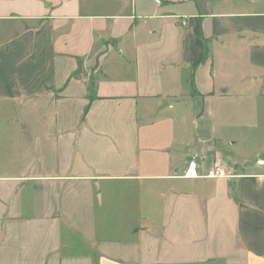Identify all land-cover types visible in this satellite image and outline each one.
Listing matches in <instances>:
<instances>
[{
  "label": "crops",
  "instance_id": "0c3cea01",
  "mask_svg": "<svg viewBox=\"0 0 264 264\" xmlns=\"http://www.w3.org/2000/svg\"><path fill=\"white\" fill-rule=\"evenodd\" d=\"M0 264H264V0H0Z\"/></svg>",
  "mask_w": 264,
  "mask_h": 264
},
{
  "label": "built area",
  "instance_id": "2783aa9c",
  "mask_svg": "<svg viewBox=\"0 0 264 264\" xmlns=\"http://www.w3.org/2000/svg\"><path fill=\"white\" fill-rule=\"evenodd\" d=\"M183 177L187 179H218L233 178L234 175L229 171L228 166L220 160L215 161L211 168H209L205 174L201 175L197 161L192 159L188 162L187 169Z\"/></svg>",
  "mask_w": 264,
  "mask_h": 264
},
{
  "label": "rangeland",
  "instance_id": "374dc122",
  "mask_svg": "<svg viewBox=\"0 0 264 264\" xmlns=\"http://www.w3.org/2000/svg\"><path fill=\"white\" fill-rule=\"evenodd\" d=\"M258 105V106H257ZM256 105V109L260 112V114L262 113V108H263V106H260L261 105V103H259V104H257ZM251 107V106H250ZM263 114V113H262ZM261 116H263V115H261Z\"/></svg>",
  "mask_w": 264,
  "mask_h": 264
},
{
  "label": "trees",
  "instance_id": "16d2710c",
  "mask_svg": "<svg viewBox=\"0 0 264 264\" xmlns=\"http://www.w3.org/2000/svg\"><path fill=\"white\" fill-rule=\"evenodd\" d=\"M204 58H205V56H204ZM204 58H203V59H204Z\"/></svg>",
  "mask_w": 264,
  "mask_h": 264
},
{
  "label": "water",
  "instance_id": "95a60500",
  "mask_svg": "<svg viewBox=\"0 0 264 264\" xmlns=\"http://www.w3.org/2000/svg\"><path fill=\"white\" fill-rule=\"evenodd\" d=\"M81 65V64H80ZM80 71V70H79Z\"/></svg>",
  "mask_w": 264,
  "mask_h": 264
}]
</instances>
